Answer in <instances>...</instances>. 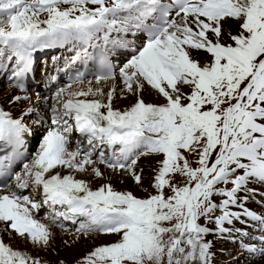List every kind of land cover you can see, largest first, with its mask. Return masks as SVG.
<instances>
[{
	"label": "snow or ice",
	"instance_id": "6c2138e0",
	"mask_svg": "<svg viewBox=\"0 0 264 264\" xmlns=\"http://www.w3.org/2000/svg\"><path fill=\"white\" fill-rule=\"evenodd\" d=\"M129 33L143 42L123 39ZM52 48L71 49V63L91 60L95 83L112 85L105 94L79 72L57 91L38 150L15 174V187H0V264H44L3 239L13 233L49 247V224L34 215L43 205L52 209L51 225L63 228L62 219L77 233L114 237L77 264H210L205 237L229 232L225 225L240 218L232 207H244L238 193L252 180L264 183V0H0V75L10 71L9 81L26 92L35 54ZM116 48L128 54L118 68L110 60ZM117 80L121 99L135 97L123 110L113 107ZM146 92L155 99L146 101ZM32 111L14 117L0 107V177L32 135L24 122ZM73 130L87 149L77 141L70 150ZM142 157L155 161L147 187ZM97 164L130 176L147 195L111 183L93 190L75 177L91 166L90 175L104 179ZM30 187L41 202L25 194ZM244 247L264 255V247Z\"/></svg>",
	"mask_w": 264,
	"mask_h": 264
},
{
	"label": "bare ground",
	"instance_id": "6f19581e",
	"mask_svg": "<svg viewBox=\"0 0 264 264\" xmlns=\"http://www.w3.org/2000/svg\"><path fill=\"white\" fill-rule=\"evenodd\" d=\"M113 35L115 36V34H113ZM141 35L142 34H137V36H133L131 33H129L128 35L123 36V39L129 40V41H135L136 44H140L143 42V40L140 39ZM109 47L111 48V45H109ZM55 50H57V51H55ZM89 51H92V50L90 49ZM45 52H47V54L44 55ZM73 55H75V53L69 48H52V49H46L43 51H39L35 54V59L45 58L44 63H46V66H45V68H43L42 70H39V71H33L32 70L31 73H29V75L30 76H36L37 77L36 80H38V83H40V85L44 84V86L46 87V84H47V82L51 76H52L51 77L52 79L56 78L57 76H62L65 73L66 68L68 66H72L79 61L78 60L75 63H71L70 59ZM120 55L122 56V58H120ZM110 57L114 58L116 60V62L118 64H120L128 58V54L125 50L120 49V48H116V49L112 50ZM9 74H10V71L7 73H4L3 75H0V88L2 89V86H5L4 88L7 90V92L5 94H0V107L4 108L6 111L11 112L14 117H19L23 113H26L28 108L34 109V107L38 106L31 113L24 115V121H25V119H27V121H28L30 119V117L34 114H35V116L38 117V115L36 114L37 111H39L38 113L44 112V115L42 116L43 119L47 120L49 118V120L51 121V112H50V110H47V106L50 105V103H49L50 100H52V102H54V98L56 97V95H53L50 97H48L47 95L46 96L43 95V97L41 96L39 99H37V97H33V99L30 102L21 101V102L15 103V104L10 103L9 100L14 95L13 94L15 91L14 85L16 82H15V80L9 81V79H8ZM93 82L95 83V81H93ZM108 82H112V81H108ZM107 83H101V84H107ZM102 86H104V85H102ZM52 89H54V87H52ZM108 90L109 89H104L105 94L107 93ZM34 91L35 90H33V92ZM17 95H22V94L17 93ZM92 98L93 97H88V99H92ZM96 98H99V97H96ZM104 99L106 101V95H105ZM129 99H131L129 96L127 98H124V99H119L118 100L119 102H117V104H118L117 107L121 110L129 107L134 102V101H132V99H131V101H129ZM144 99L146 101H152L155 99V96H154V94L150 95L149 93L146 92L144 94ZM34 122H38V121H34ZM42 125H43V123L38 122L37 125L32 126L33 128H35L34 130L38 132L37 136H39V137L42 136V134H44V132L42 131V129H43ZM71 135L81 137L79 135V133L75 132L74 130L72 131ZM37 136H36V139H37ZM106 153H107V155L109 154L108 150L106 151ZM141 159H142V161L138 162L137 167H138V169H143V177H144L146 174H148V171L150 170L149 169L150 166L152 167V165L155 164V161L152 158H148V157H142ZM98 167L100 168V171L105 174L104 179L93 178L90 175L91 171L89 170L87 172L88 173L87 176L89 177V179L87 181H89L90 186L93 190L99 188L102 184L111 183L112 186L116 190L127 191L128 187H130L131 184L134 183L132 178L126 174L122 175L119 172L114 173L111 170L106 169L105 166H103V165L98 166ZM148 178H149V176H148ZM148 178H144L143 183H144L145 187H147L149 184L150 180H148ZM95 179L98 182H95L94 181ZM120 183H122V184L120 185ZM246 187L248 190L241 191L240 193H238L239 203L243 204L244 207L241 208L239 206H234L231 209L232 211L239 214L240 218L238 220H234L231 225H227V224L225 225V227L229 228L230 231L225 232L223 234H219V233H216L214 231L205 237V241L211 242L210 264H221V262H224L226 264H227V262H230L231 264H264V255H261L259 253V251H257L256 253L249 252L244 247L245 245H253L257 249L264 247V245H262V244L259 245L261 243L259 240V237L264 236V225H262L259 221L252 220L250 217L243 214L244 210L247 209V210L255 213L256 215L264 218V183H261V182L256 181V180H252L250 183L247 184ZM29 190H30V188L25 190V194ZM140 192H143V191L141 189L140 190L138 189L137 193L139 194ZM135 193H136V191H135ZM29 195L32 196L33 198L37 199V197L34 194L31 193ZM58 207L59 206H57V208ZM259 211H261V214L259 213ZM46 215H48V214H46ZM42 223L49 224L50 228L56 226V225H51L49 223V220L42 222ZM58 223L63 224V227H64L65 223L69 224L70 230L72 228H73V230H75L76 227H78V225L73 224L71 221H64L62 219H59ZM256 223L259 225V228L256 227ZM207 226L211 229L216 228V225L214 223L208 224ZM0 227H3V225L0 224ZM56 227H58V226H56ZM56 227L52 228V230H51L52 236L55 235L54 233H57ZM60 229H61V227H60ZM251 231H255L257 234H258V232H260L261 234L257 235L256 237H253L254 235H253V233H251ZM68 233H70V232H68ZM245 233H246V235H245ZM80 237H81L80 235H76V236L75 235H69L68 238L62 237V239H64L66 242L69 241V243H71L72 240H76L77 238H80ZM237 237H239V238L237 239ZM113 239H114V237L104 236V237H102V240H103L102 244L109 243ZM247 239L248 240L256 239L257 245H255L253 242L247 243L246 242ZM27 244L32 246L31 243H27ZM61 244H64V243H61L60 241L54 242L52 244L53 245L52 249H50V247H47V248H42L41 250H37V248L33 247L32 253L36 257L38 256L42 261L48 262L50 260L49 259L50 250H53V251H56V249L58 250L60 248ZM233 244H234V247H235V244H236V246L238 244H239V246L241 245L240 248L242 249V250L238 251V252H240V254H238V256H236V257L233 256L234 252H236V251H234L233 249L231 251L227 250V249H230L231 247H233L232 246ZM11 246H13V245H11ZM16 249L19 250V246H17ZM75 258H76V255H74V254L70 257V259H72V261Z\"/></svg>",
	"mask_w": 264,
	"mask_h": 264
},
{
	"label": "rangeland",
	"instance_id": "374dc122",
	"mask_svg": "<svg viewBox=\"0 0 264 264\" xmlns=\"http://www.w3.org/2000/svg\"><path fill=\"white\" fill-rule=\"evenodd\" d=\"M126 60H124V62H125ZM123 62V63H124ZM122 63V64H123ZM122 64L120 65V66H122ZM102 85H104V86H102ZM111 85H112V82H108L107 84H100V85H97L96 83H94L93 82V87L95 88V87H103L104 89H109L110 87H111ZM116 85H117V94H116V98L114 99V101H113V107L114 108H116L117 106H118V104H117V102H119L118 100L119 99H121L120 98V93H119V89L122 87V84H121V82L119 81V80H117L116 81ZM5 86H2V89L0 88V94H5L6 92H7V90L4 88ZM14 95L13 96H16L17 95V91L15 90L14 91V93H13ZM56 95V94H55ZM28 96L29 97H31V99L30 100H28V102H30L32 99H33V97H39L40 98V96H36V94L34 93V92H30L29 94H28ZM131 99H132V101H134L135 100V97H132L131 95H128ZM43 97V96H42ZM131 99H129V101H131ZM54 100H55V98H54ZM50 105L47 107L48 109L47 110H50L51 109V107L53 106V103L54 102H52V100H50ZM36 107H38V106H36ZM36 107H34V110H35V108ZM22 108V107H21ZM117 109H119L118 107H117ZM39 111H37V113H38ZM36 113V114H37ZM43 115H44V112H41ZM28 121H30V122H26V121H24L29 127H31V126H35V125H37V123L38 122H40V123H44V127H47V128H44L43 127V129H42V131L44 132V134L46 133V130L48 129V127L50 126V120H49V118H48V123L46 124V122L45 121H42V117H37V116H35V114L34 115H32L31 117H30V119L28 120ZM34 121H38V122H34ZM42 121V122H41ZM32 129H33V127H32ZM44 134H42V136H40V137H38V139L36 140V142H35V147H34V149H33V156L35 155V153H36V151L38 150V146H39V142H40V140L42 139V137H43V135ZM70 141H71V143H70V145H69V148L72 150H74L76 147H77V143H72V139L70 138ZM80 147L82 148V149H87L88 148V145H87V142H86V140L84 141V142H80ZM105 153H106V151H105ZM106 155H107V153H106ZM191 159V158H190ZM139 161H142V159L141 160H139ZM94 167H98V166H101V165H99V164H97V165H93ZM195 166V165H194ZM153 167H155V164H153L152 165V167L150 166V170L148 171V174H146L145 176H144V178H148V176H149V178H148V180H150V178H151V175H152V172H151V169L153 168ZM91 171V166L89 167V169H88V171ZM22 171H23V169H22ZM22 171L20 172V173H22ZM58 171H60L61 172V174L62 175H64V174H68L71 170H68V169H58ZM74 175H75V177L77 178V179H84V180H88L89 179V177L87 176L88 175V173H74ZM95 182H98L96 179L94 180ZM122 183H120V185H121ZM232 185H227L226 187H231ZM135 189V190H134ZM137 189V190H136ZM138 189L140 190V188L135 184V183H132L131 184V186L130 187H128V190L127 191H132L136 196H138V197H145L147 194L145 193V192H140L139 194L137 193L138 192ZM135 191H136V193H135ZM34 194L36 197H37V199L39 198V196H40V198L41 199H43V197H42V193L41 192H39V191H36V190H34V189H32L31 187H30V190L26 193V194ZM36 199V200H37ZM41 199H38L37 200V202H41ZM215 200H216V202L217 203H219V201H220V199H222V198H220V197H215L214 198ZM50 213V211H49V209H47V210H45L44 212H40V213H38L37 212V214L35 213V216H36V218L37 219H39L41 222H45V221H48V219H45L46 217H48V215H46V214H48V213ZM259 213L261 214V211H259ZM50 215V214H49ZM214 215H220V212L219 211H217ZM201 224H204V220L203 219H201L200 221H199ZM210 224H212V223H210ZM56 227V226H55ZM55 227H51L50 228V230H52V228H55ZM256 227L257 228H259V225L256 223ZM57 228V233H54L55 235H53L52 236V238H51V240H50V245H49V247H50V249H52V247H53V243L54 242H58V241H60L61 243H64V244H61L60 245V248L57 250L56 249V251H53V250H50V252H49V263L47 262V261H44V264H60V262L61 261H63V264H77V261L78 260H80L83 256H85L88 252H90L93 248H95L96 246H99V245H101L102 244V237H104V235H99V234H89V235H84V234H82V233H77L75 230H73V228L70 230V225L69 224H66L63 228H61L60 229V227H56ZM62 232V233H61ZM68 232H70V233H68ZM251 233H253V237H256L257 235H260L261 233L260 232H258V234L255 232V231H251ZM58 234V235H57ZM69 235H80L81 237L80 238H77L76 240H72V242L71 243H69V241H65L64 239H62V237L63 238H68L69 237ZM93 236V237H92ZM99 236V237H98ZM60 237V238H59ZM92 237V238H91ZM252 237V238H253ZM55 238V239H54ZM82 238V239H81ZM239 237H237V239H238ZM3 239H4V241H6L7 243H9L10 245H13L12 247L14 248V249H16V247L17 246H19V250H21V251H27L31 256H33V257H36L35 255H33V253H32V250H33V246H30V245H28L27 243H30V242H23L22 240H21V238H19L18 236H16L15 234H13V233H9L8 235H4L3 236ZM80 239V240H79ZM64 241V242H63ZM247 243H254L255 245H257V242H256V239H254V240H248L247 239V241H246ZM27 244V245H26ZM262 243H260L259 245H261ZM70 245V246H69ZM262 245H264V244H262ZM233 247H229L230 249H227L228 251H231L232 249L234 250V251H236V252H234V254H233V256L234 257H236V256H238V254H240V252H238V251H240V250H242L240 247H241V245L239 246V244L236 246V244H235V247H234V244L232 245ZM42 248H37V250H41ZM74 252V253H73ZM76 255V258L72 261V259H70V257L72 256V255ZM78 255V256H77ZM55 261V262H54ZM221 264H226V263H224V262H221ZM227 264H231L230 262H227Z\"/></svg>",
	"mask_w": 264,
	"mask_h": 264
}]
</instances>
